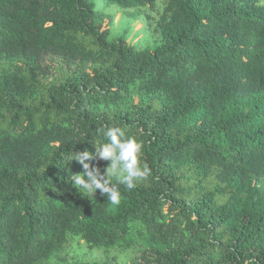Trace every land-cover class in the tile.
<instances>
[{
	"label": "trees",
	"instance_id": "16d2710c",
	"mask_svg": "<svg viewBox=\"0 0 264 264\" xmlns=\"http://www.w3.org/2000/svg\"><path fill=\"white\" fill-rule=\"evenodd\" d=\"M104 125L152 173L115 206L68 179ZM0 264H264V0H0Z\"/></svg>",
	"mask_w": 264,
	"mask_h": 264
},
{
	"label": "clouds",
	"instance_id": "9594fccd",
	"mask_svg": "<svg viewBox=\"0 0 264 264\" xmlns=\"http://www.w3.org/2000/svg\"><path fill=\"white\" fill-rule=\"evenodd\" d=\"M103 142L94 145V151L87 149L72 152L68 161L75 160L82 166V171L70 173L68 179L75 189L89 199L95 198L97 190L112 205L121 202L120 185L132 190L151 176V169L146 162H141L143 141L136 135L126 134L119 126L97 128ZM98 157L108 164L103 172L89 161ZM67 161V162H68Z\"/></svg>",
	"mask_w": 264,
	"mask_h": 264
},
{
	"label": "rangeland",
	"instance_id": "374dc122",
	"mask_svg": "<svg viewBox=\"0 0 264 264\" xmlns=\"http://www.w3.org/2000/svg\"><path fill=\"white\" fill-rule=\"evenodd\" d=\"M152 22L142 12L113 9L110 19L112 36L124 35L128 43L137 47L140 45L153 46L158 42L159 36L153 31ZM122 254V251L112 250L109 255L102 256L103 260L117 261ZM96 257L101 260L100 254L96 255ZM131 257H135V254L129 256L128 261L132 260Z\"/></svg>",
	"mask_w": 264,
	"mask_h": 264
}]
</instances>
